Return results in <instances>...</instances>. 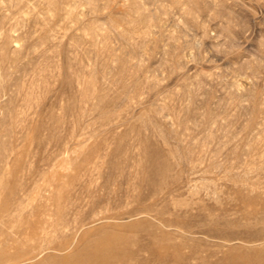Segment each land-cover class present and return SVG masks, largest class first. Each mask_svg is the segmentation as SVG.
Wrapping results in <instances>:
<instances>
[{"label": "rangeland", "instance_id": "374dc122", "mask_svg": "<svg viewBox=\"0 0 264 264\" xmlns=\"http://www.w3.org/2000/svg\"><path fill=\"white\" fill-rule=\"evenodd\" d=\"M50 203L19 264L112 225L131 264H264V0H0V252Z\"/></svg>", "mask_w": 264, "mask_h": 264}, {"label": "bare ground", "instance_id": "6f19581e", "mask_svg": "<svg viewBox=\"0 0 264 264\" xmlns=\"http://www.w3.org/2000/svg\"><path fill=\"white\" fill-rule=\"evenodd\" d=\"M17 115V114H16ZM197 156V155H196ZM84 161V160H83ZM89 161H91V160H89ZM88 161V162H89ZM194 162V161H193ZM86 163V162H85ZM83 164V163H82ZM162 164V163H161ZM155 166V165H154ZM157 166H159L158 165V163H157ZM86 168H87V166H85ZM156 168H158V167H156ZM91 169H92V167H91ZM159 170H160V168H159ZM167 170V169H166ZM156 172V171H155ZM158 174V173H157ZM156 175V174H155ZM162 175V174H161ZM160 177V176H159ZM177 177V176H176ZM190 177V176H189ZM148 179V178H147ZM158 179V178H157ZM156 180V179H155ZM161 180V179H160ZM188 180V179H187ZM192 180V179H191ZM190 180V181H191ZM161 182V181H160ZM163 182V181H162ZM166 182V181H165ZM156 183H157V181H156ZM152 184H154L155 185V183H152ZM54 186V185H53ZM66 186V185H65ZM152 187H154V186H152ZM157 187V186H156ZM170 187V186H169ZM149 188V187H148ZM159 188V187H158ZM171 188V187H170ZM150 189V188H149ZM153 189H155L156 190V188H153ZM161 189V188H160ZM163 190V189H162ZM168 190V189H167ZM150 192V191H149ZM152 192H153V190H152ZM165 192V191H164ZM172 193V192H171ZM45 194V193H44ZM163 194V193H162ZM165 194V193H164ZM47 195V194H46ZM54 195V194H53ZM44 196V195H43ZM61 196V195H60ZM162 196V195H161ZM52 197V196H51ZM55 197V196H54ZM54 197L52 198L53 199V201H54ZM63 197V196H62ZM62 197H61V200H62ZM166 197H168L167 195H166ZM56 198V197H55ZM64 198V197H63ZM243 198V197H242ZM51 199V198H50ZM57 199H58V197H57ZM57 199L55 200L56 202H57ZM67 199V198H66ZM148 199V198H147ZM65 200V199H64ZM55 201L54 202H52V200H50V202H52V203H55ZM96 201V200H95ZM243 201V200H242ZM59 202H61L60 201V199H59ZM58 202V203H59ZM64 202V201H63ZM43 203V202H42ZM45 203V202H44ZM43 203V204H44ZM52 203H50V204H52ZM58 203H55V204H58ZM65 203V202H64ZM46 204V203H45ZM48 205V207H49V209H47L46 211H51L50 210V206H54V207H56L57 208V210H55L54 212H56V216H58V218L57 219H59V218H61V216H63V215H60V204H59V209H58V207H57V205ZM61 205H63L62 203H61ZM92 205H93V203H92ZM4 207V206H3ZM41 207L43 208V206L41 205ZM44 208H45V206H44ZM96 208V207H95ZM71 209V208H70ZM98 209V208H97ZM5 210V209H4ZM54 210V209H53ZM52 210V211H53ZM37 211H38V213H37V215L38 214H40L39 212H40V210H38L37 209ZM43 211V210H42ZM45 211V212H46ZM62 211V210H61ZM98 211V210H97ZM143 211V210H142ZM191 211V210H190ZM4 212V211H3ZM2 212V213H3ZM36 212V211H35ZM35 212L33 213L34 215H35ZM100 212V211H99ZM188 212V211H187ZM44 213V211L42 212V214ZM62 213H63V211H62ZM45 214H47V213H45ZM45 214H43V215H45ZM63 214H65V213H63ZM2 215V214H1ZM36 215V216H37ZM47 215H49V214H47ZM52 215V214H51ZM77 215V214H76ZM105 215V214H104ZM46 216V215H45ZM50 216V215H49ZM53 216V215H52ZM64 216H68V215H64ZM63 216V218H65ZM111 216H113L112 214L111 215H109V218L108 217H106L107 219H104L105 221H107L108 222V220H111L110 218H111ZM115 216V215H114ZM1 217V216H0ZM103 217V216H102ZM116 217H118V216H116ZM39 218V217H38ZM46 218V217H45ZM70 218V217H69ZM77 218V217H76ZM90 218V217H89ZM104 218V217H103ZM121 218V217H120ZM119 218V219H120ZM161 218V217H160ZM24 219V218H23ZM41 219V218H40ZM50 219H51V217H50ZM53 219V218H52ZM51 219V220H52ZM57 219H55V221L57 220ZM39 220V219H38ZM64 220V219H63ZM68 220V219H67ZM70 220V219H69ZM84 220V219H83ZM95 220V219H94ZM93 219H92V221H94ZM97 220V219H96ZM95 220V221H96ZM160 220V219H159ZM167 220V219H166ZM33 221V220H32ZM42 221H44V222H42V223H40V224H33L32 223V225H31V227H30V229H29V233H27V237L33 242V244H31L32 246H30V248H26L25 250H22V249H20L19 248V245L16 247L15 246V248H19L20 250H18V253H16V254H12V255H10V254H7V252L5 251V249H2L1 250V252H0V264H19V263H26V262H28V261H32L33 259H35V258H37V257H39L41 254H42V252L43 251H46V250H48V249H50V247L48 246V243H47V236H48V234H51V232H50V230L52 229L53 230V232L55 231V230H64V229H67L68 227H69V222L67 221L66 222V220H65V222L64 221H60V219H59V221L57 220L56 221V223H55V225L53 224H51L52 222H48L49 221V219H48V221H47V219H46V221H45V219H42ZM86 221V220H85ZM88 221H89V219H88ZM165 221V220H164ZM168 221H170V219H168ZM28 222H30V221H28ZM38 222V221H37ZM31 223V222H30ZM71 223H73V222H71ZM81 223H82V221H81ZM91 223V222H90ZM160 223V222H159ZM162 223H163V221H162ZM77 224V223H76ZM80 224V223H79ZM131 224H133V223H131ZM137 224H138V222H137ZM175 224V223H174ZM2 225V224H1ZM72 225V224H71ZM70 225V226H71ZM130 225V224H129ZM128 225V226H129ZM134 225V224H133ZM148 225V224H147ZM158 225V224H157ZM164 225V224H163ZM171 225V224H170ZM123 226H124V224H123ZM122 226V227H123ZM165 226H169V225H164V228H165ZM27 227H28V225H27ZM118 227H119V225H112V229L113 230H116V231H112V230H103L102 232H99L98 234H97V232L96 231H94L95 232V234H97V235H95V236H93V238H92V236H91V238L88 240V241H86L87 243L85 244V247L83 246V249H84V251H85V254H84V256L81 258V260L79 261L80 263L79 264H116V262H119V264H131V263H129V260H130V258H129V260H127V259H124V256H127L126 255V252L123 254L124 256H121L120 254L118 255L117 253L116 254H113L112 252H114V250L116 251V248H118L117 246H119L120 247V243H121V241H122V235L119 233V231H118ZM136 227V226H135ZM161 227V226H160ZM166 227V228H167ZM169 227H171V226H169ZM22 228H24V227H22ZM110 228V229H111ZM133 228V227H132ZM138 228V227H137ZM153 228V227H152ZM155 228H158V227H155ZM18 229V228H17ZM82 229V228H81ZM120 229L121 230H123V228H121V226H120ZM128 229V231H130V227L129 228H127ZM138 230V229H137ZM144 230V229H143ZM159 229H157V231H158ZM16 231V230H15ZM59 231H57V232H59ZM125 231V230H124ZM127 231V230H126ZM154 231V230H153ZM168 231V230H167ZM167 231H164V232H167ZM24 232V231H23ZM27 232V231H26ZM50 232V233H49ZM93 232V233H94ZM149 232V231H148ZM17 233V232H16ZM124 233V232H123ZM149 233H151V232H149ZM161 233H163V231L161 232ZM160 233V234H161ZM172 233V232H171ZM18 234H20V231H19V233ZM24 234H26L25 232H24ZM23 234V235H24ZM124 234H126V233H124ZM142 234V233H141ZM148 234V233H147ZM22 235V236H23ZM128 235H130V234H126V236H127V238H128ZM131 235H133V234H131ZM172 235V234H171ZM171 235L169 234V233H163V234H161L160 235V237H161V239L162 240H166L167 242H171L172 240H173V237H174V235H172L173 237L172 238H170L171 237ZM25 236V235H24ZM24 236H23V238H24ZM154 236V235H153ZM152 236V238H151V240H149V241H152V243H155L156 245H157V243H159V239H158V237L156 238V237H153ZM51 237V236H50ZM49 236H48V238H50ZM131 237H133V236H131ZM140 237V236H139ZM145 237V236H144ZM143 237V238H144ZM146 237H148V235L146 236ZM146 237H145V240H146ZM15 238H17V239H19L18 238V236L17 237H15ZM21 239V240H24V239ZM143 238H142V240H143ZM13 239V238H12ZM16 239V240H17ZM28 239V242L30 243L31 241ZM149 239V237L147 238V240ZM15 240V241H16ZM124 240V239H123ZM129 240V239H128ZM134 240H136V239H134ZM174 240H175V238H174ZM130 241H132V240H129L128 241V243L130 242ZM11 242V241H10ZM27 242V241H26ZM123 242V241H122ZM145 242H147V243H149L148 241H145ZM166 242V243H167ZM172 242H174V241H172ZM13 243V242H12ZM17 243V242H16ZM25 243V242H24ZM124 243H126V242H123V245H124ZM135 243H137L135 246H137V248L139 247L138 246V242L136 241ZM134 243V244H135ZM151 243V242H150ZM122 244V243H121ZM127 244V243H126ZM161 245H162V243H160ZM164 244V243H163ZM174 244V243H173ZM177 244V243H176ZM179 244V243H178ZM177 244V245H178ZM1 245V244H0ZM122 245V247H124V248H126L125 246H123ZM148 245V244H147ZM154 245V244H153ZM161 245H157L158 247L160 246L161 248H163V251H166V250H169V248H171V250L173 249V245L171 246L170 244H168V246H161ZM170 245V246H169ZM181 245V244H180ZM180 245H179V247H180ZM3 246H5V245H3ZM13 246V245H12ZM22 246V245H21ZM23 246H25L24 244H23ZM22 246V247H23ZM28 246V245H27ZM149 247H150V245H148ZM152 246V245H151ZM156 246V247H157ZM174 246H175V244H174ZM7 247V246H6ZM9 247V246H8ZM21 247V248H22ZM121 247V248H122ZM146 247V246H145ZM155 247V248H156ZM176 247V246H175ZM4 248V247H3ZM12 248H14V247H12ZM11 248V249H12ZM147 248V247H146ZM151 248V247H150ZM178 248V247H177ZM16 249V250H17ZM57 249V248H56ZM82 249V250H83ZM118 249H120V248H118ZM142 249V248H141ZM152 249H154L153 247H152ZM52 250V249H51ZM121 250V249H120ZM129 250V249H128ZM128 250H124V251H128ZM139 250V249H138ZM162 250V249H161ZM160 250V251H161ZM171 250H170V253H171ZM179 250V249H178ZM122 251H123V249H122ZM121 251V252H122ZM140 251H142V250H140ZM177 251V250H176ZM117 252H119V251H117ZM133 252V251H132ZM138 252V251H137ZM144 252V251H143ZM145 252H146V250H145ZM149 252H151V250L150 251H148V253ZM172 252H173V254H170L171 256L172 255H175L176 256V254H174V251L172 250ZM180 252V251H179ZM123 253V252H122ZM148 253H147V255H148ZM151 253H153V252H151ZM161 253V252H160ZM165 254H167V252H164ZM169 253V252H168ZM182 253V252H181ZM181 253H180V255H181ZM127 254H129L130 255V253H127ZM140 254H142V252L140 253ZM150 254V253H149ZM81 255V254H80ZM79 255V256H80ZM128 255V256H129ZM133 255V254H132ZM179 255V254H178ZM151 256H152V254H151ZM155 256V255H154ZM169 256V255H168ZM184 256V255H183ZM81 257V256H80ZM80 257H78L79 259H80ZM131 257V256H130ZM153 257V256H152ZM192 257V256H191ZM71 258V260H69ZM69 258V256H58V255H55V254H52V255H50V256H48L45 260H44V262H42V263H40V264H67L68 262H70V261H72V256ZM126 258V257H125ZM128 258V257H127ZM135 257L133 256V258L132 259H134ZM159 258V257H158ZM171 258V257H170ZM188 259H189V257H187ZM196 258H199V257H196ZM144 259V258H143ZM173 259V258H172ZM149 260V259H148ZM159 260H161V259H159ZM175 260H177V259H175ZM132 261H134V260H132ZM144 261V260H143ZM151 261V260H150ZM164 261V260H163ZM180 260H178V262H179ZM186 261V260H185ZM189 261V260H188ZM197 261V260H196ZM73 262V261H72ZM134 262H136V259H135V261ZM148 262V261H147ZM162 262V261H161ZM168 262H169V260H168ZM177 262V263H178ZM77 263V262H76ZM149 263V262H148ZM160 263V262H159ZM167 263V262H166ZM174 263V262H173ZM176 263V262H175ZM182 264L183 263V261L181 262H179V264ZM190 263V262H189ZM39 264V263H38ZM69 264V263H68ZM70 264H73V263H71L70 262ZM75 264V263H74ZM141 264H142V261H141ZM144 264V263H143ZM147 264V263H146ZM153 264V263H152ZM185 264V263H184ZM203 264V263H202ZM206 264V263H205ZM208 264V263H207ZM225 264V263H224Z\"/></svg>", "mask_w": 264, "mask_h": 264}]
</instances>
